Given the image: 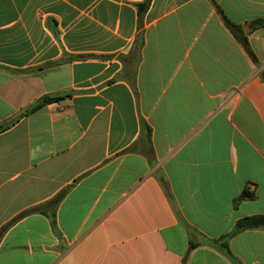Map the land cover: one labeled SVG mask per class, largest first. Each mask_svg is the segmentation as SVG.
Segmentation results:
<instances>
[{
    "label": "crops",
    "instance_id": "crops-1",
    "mask_svg": "<svg viewBox=\"0 0 264 264\" xmlns=\"http://www.w3.org/2000/svg\"><path fill=\"white\" fill-rule=\"evenodd\" d=\"M147 1L0 0V264H264V0Z\"/></svg>",
    "mask_w": 264,
    "mask_h": 264
},
{
    "label": "trees",
    "instance_id": "trees-1",
    "mask_svg": "<svg viewBox=\"0 0 264 264\" xmlns=\"http://www.w3.org/2000/svg\"><path fill=\"white\" fill-rule=\"evenodd\" d=\"M149 3H150V0H148L145 4H142L140 6L141 12L147 10ZM228 25L234 33L240 29L239 26L234 25L230 22H228ZM254 27L255 28L264 27V19H261V20H258L257 22H255ZM245 42H246V40H245ZM62 98L63 97L59 96V95H46V96L42 97L40 100H38L37 103L34 104L31 108H29L27 110V113L33 112V111L43 107L46 104L59 101ZM141 121H142V126H143V130L145 132L146 138H147V140L151 141L152 128L149 124H147V122L145 120L142 119ZM250 197H252V194L248 193L247 191H244L238 200H242V199L250 198ZM26 213H28V212L23 213L21 216L25 215ZM21 216H19V217H21ZM55 216H56V211H54V213L52 214L53 223H55ZM16 220L17 219L11 221L10 223L5 225L0 230V238L3 235V233L9 228V226H11ZM258 228H264V215L258 214V215H251V216L243 217L236 222V225H235V228L233 231H231L230 233H228L225 236H222L220 239L216 240V243H218L226 251V253H229L228 239L230 237L240 233L241 231H245V230H249V229H258ZM197 245L198 244H196V243H193V242L191 243V247H196Z\"/></svg>",
    "mask_w": 264,
    "mask_h": 264
}]
</instances>
